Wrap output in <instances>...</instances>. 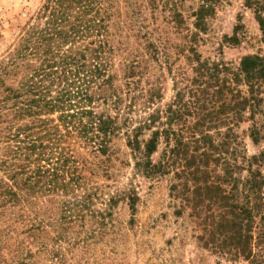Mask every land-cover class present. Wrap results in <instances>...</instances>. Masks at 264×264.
Listing matches in <instances>:
<instances>
[{"label":"rangeland","instance_id":"obj_1","mask_svg":"<svg viewBox=\"0 0 264 264\" xmlns=\"http://www.w3.org/2000/svg\"><path fill=\"white\" fill-rule=\"evenodd\" d=\"M106 1L110 2V45L115 48L107 74L115 76L114 89L125 88V67L133 61L139 60L147 73L139 89L132 92L131 97H137L132 109L127 96H123L118 111L111 101L108 106L95 101L88 107L117 117L119 130L106 153L86 144L79 134H68L64 126L60 128L64 137L58 150L70 146V152L64 149L70 162L55 164L60 165L59 177L52 178L53 184L48 185L56 160H48L51 152L41 156L37 152L28 160L26 141L35 139L40 129L35 115H25L22 109L35 99L28 92L33 80L39 81L49 66H54V71L61 67L64 50L68 52L71 45L66 43L53 61L42 62L59 42L53 41L48 49L49 44L40 42L38 34L56 37L55 33H69L72 24L51 23L55 8L59 9L64 0H0V264H251L227 252L229 248H215L212 240L216 239L206 231L211 222L210 217L206 219L211 213L207 202H202L198 212L184 201L189 195L197 200L199 196L187 191L194 187L193 177L182 173L180 161L170 160L169 167L154 172V167L164 164L165 156L168 158L175 147L172 138L167 142L161 136L157 151L149 159L127 145L129 133L158 110L162 111L161 118L152 127L144 128L141 140L168 127L164 117L167 105L176 101L194 77L190 58L195 59L190 45L199 30L194 27L192 13L201 0ZM175 2L178 21L173 11ZM100 3V7L107 8ZM77 12L72 5L68 18L58 17L74 22ZM94 14L89 12L84 20ZM199 32L193 47L201 61L218 63L232 72L244 56L257 55L264 60V33L245 0H218L215 13ZM94 38H77L72 50L83 51ZM87 56L91 59V52ZM56 82L49 88L51 97L58 96L65 85L58 86ZM239 88L248 89L246 85ZM149 90L155 99L145 104L144 95ZM9 91L18 98H9ZM182 94L184 101L190 99L187 93ZM227 95L218 100L216 110L224 102L230 104L232 94ZM261 99L264 110V88ZM60 114L57 108L40 117L50 120L48 125L52 126L59 124ZM263 115L257 113L251 118L250 111H246L239 123L224 116L225 122L210 130L216 144L229 135L225 146L213 154V159L219 160L211 166L216 170L211 171L212 177L225 175L222 162H231L233 148L238 152L240 167L234 178L248 177L242 157L251 159L264 152V130L257 143L251 138L256 124L263 129ZM183 117L193 121L185 113ZM177 125L174 129H179ZM37 166L50 171L34 184L28 179ZM253 170L264 175V166L255 165ZM230 181L222 185L224 190H230Z\"/></svg>","mask_w":264,"mask_h":264},{"label":"trees","instance_id":"obj_2","mask_svg":"<svg viewBox=\"0 0 264 264\" xmlns=\"http://www.w3.org/2000/svg\"><path fill=\"white\" fill-rule=\"evenodd\" d=\"M217 1L201 0L197 10L192 13L193 18H195L194 27L196 29L203 31L208 18L215 13ZM100 2H103L107 8L100 7ZM65 3H67L66 6H64ZM109 4L110 2L106 0H64L59 9L55 8L51 23L57 21L70 23L72 24L70 32L55 33L56 37H44L42 33L38 34L40 42L49 44L48 49H51L50 43L53 41L59 42L56 49L50 50V56L44 58L42 62L53 61L56 56H59L60 51L64 50L66 43L70 42L71 45L68 52L64 50L61 67L54 71V66H49L50 70H43L40 80H33L28 87V92H31L35 99H30L31 101L28 99L30 103H27L28 106L22 110L25 115H35L34 121H38L40 129L35 139L26 141V148L30 152L28 160H30L31 155L33 156L37 152L39 156L51 152L48 160L52 161L53 158L56 160L53 166L61 162L64 163L63 165L69 163L70 156L68 158L64 155V149H68L70 152V146L58 150L64 137L60 133V128L63 126L68 134L77 133L80 138L85 140L86 144L94 145L100 153H106L112 138L119 130L117 117H112L106 111H94L93 108L88 107L94 105L95 101L108 106V102L111 101L113 108L118 111L124 101L123 96L129 97L130 109L136 104L137 97H131L132 92L139 89L141 80L147 73L142 70L141 62L136 60L126 65L123 75L125 88L120 89L121 91L115 90L113 87L115 76L107 74L112 68L111 60L115 52V48L110 45L112 34L107 23L111 19V15H107ZM176 4L175 2L173 11L178 21ZM245 4L254 11L255 18L264 33V0H245ZM72 5L78 11L77 15L74 16V22L66 20V18L60 20L59 15L67 18L70 16ZM91 11H95L93 17L84 20V17ZM199 31L194 34L193 40L195 42L196 37L200 34ZM84 36L86 38L94 36L95 38L90 41L91 43L84 46L83 51H73L72 47L76 45L77 38L82 40ZM195 42L190 45L191 54L195 60H191L189 57L190 61L194 62L192 63L194 64L192 67L194 77L189 80V85L185 86L182 91V93H187L190 99L184 101V94H178L176 101L167 105L165 110L164 117L168 127L163 130H156L148 139L141 140L140 135L144 128L152 127L161 118L159 113L162 111L158 110L156 115L152 114L139 127H135L129 133L127 145L139 151L144 159H149L157 151L161 136L167 142L171 141L172 138L175 147L171 148L168 158L165 156L166 162L164 164L161 163L158 167H154V172L157 169L165 170L170 166V160L176 158L177 161L174 163L180 161L183 167L182 173L193 177L194 187L193 189L187 188V191L192 195L199 196L197 200L189 195L184 201L192 206V210L198 212L202 210L199 208L204 205V203L201 205L202 202H207L206 208L211 213L206 219L210 217L211 222L206 231L210 233L211 238L216 239L212 240L215 248L226 247L229 248L227 252L235 257H242L251 264H264V175L259 170H253L255 165L264 166V152L260 156L251 157V159L242 157L248 167L249 175L244 180H238L234 178V174L240 168L237 165L239 156L236 149L233 148L231 162L228 161V163L226 160L222 162L225 175L212 177L211 171L216 172V170H211V166L213 163L216 166L219 160V158L213 159V154L225 146L224 142L229 138V135L224 137V141H219L220 144H216L215 137L210 133L211 129L225 122L227 117L229 121L236 120L239 123L246 111H250L251 118H255L257 113L264 114V110L261 109L263 100L261 94L264 88V60L257 55L244 56L237 70L230 72L225 66L218 63L201 61L193 47ZM87 52H91V59H88ZM54 82L58 83V86L65 85L59 91L58 96L51 97L49 96V88ZM240 85H246L248 89L246 91L240 89ZM71 87L76 89L72 91ZM10 92L12 94L9 98H18V95ZM147 93L144 95L146 97L145 104L155 99L151 92ZM228 93L232 94L229 99L230 104L224 102L220 106L222 109L219 107V110H216L217 108L214 107L218 100L221 101L224 96H228ZM7 99L8 94L3 97L1 104ZM73 100L75 102H72ZM67 105L68 107H66ZM33 106L36 107L34 111ZM57 108L61 112L59 124L50 126L48 125L50 120H43L40 114H51ZM227 111H230V116H227ZM183 112L185 116L186 114L192 116L193 121L183 117ZM176 123H178L179 129H174L173 126ZM253 129L251 138L257 143L264 126L260 130L256 124ZM42 131H45L43 135L40 134ZM217 135L221 134L218 133ZM26 138L29 139V137ZM59 167L60 165H55L54 168L50 169L52 173L49 174L48 185L53 184L52 178L58 179ZM50 170L43 171L41 167L37 166L36 171L29 177V182L39 184V180L47 176L46 172ZM229 181L231 188L226 191L222 185Z\"/></svg>","mask_w":264,"mask_h":264}]
</instances>
